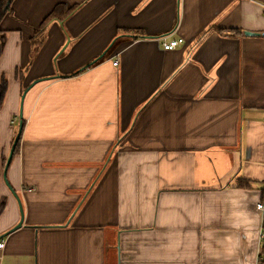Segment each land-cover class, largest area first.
<instances>
[{"label": "crops", "instance_id": "1", "mask_svg": "<svg viewBox=\"0 0 264 264\" xmlns=\"http://www.w3.org/2000/svg\"><path fill=\"white\" fill-rule=\"evenodd\" d=\"M0 29V264H255L264 0H13Z\"/></svg>", "mask_w": 264, "mask_h": 264}, {"label": "trees", "instance_id": "2", "mask_svg": "<svg viewBox=\"0 0 264 264\" xmlns=\"http://www.w3.org/2000/svg\"><path fill=\"white\" fill-rule=\"evenodd\" d=\"M12 2H13V0H0V23H1L2 19L6 16V14L11 10ZM75 10H76L75 7L73 9H67L63 5H57L54 8V10L44 19L40 28H38L36 30V33H35L36 37H35V40L32 42L33 45L35 47H37V49H39L44 44V41L46 38L45 31H46L48 25L50 23H52L53 21H59L60 23L64 22ZM219 33L224 37H236L237 35L240 34V32H238V31H228V33H225L223 31H219ZM7 34H8V30L0 29V59L2 57V53L4 51L6 41L8 38ZM204 36L205 35H203L202 37H204ZM202 39H200L199 42ZM33 57L34 56L31 57V61H32ZM79 73L75 74L74 76L78 75ZM7 90H8V82H7V78L4 77L1 79V82H0V111L4 107ZM22 124H23V128H24V121L22 122ZM20 141H21V138H20V140L16 146L13 159L18 153ZM13 159H12V161H13ZM6 162H7V159L5 157L1 158L0 182L2 180H4L3 172H4V167L6 165ZM237 186L240 188H247L248 184H247V182L240 179V181H238ZM6 205H7V198L1 197L0 198V217H1L2 213L4 212V210L6 209ZM263 229H264V218H263ZM260 256L262 258V264H264V241L262 242V245H261Z\"/></svg>", "mask_w": 264, "mask_h": 264}, {"label": "built area", "instance_id": "3", "mask_svg": "<svg viewBox=\"0 0 264 264\" xmlns=\"http://www.w3.org/2000/svg\"><path fill=\"white\" fill-rule=\"evenodd\" d=\"M185 44V40L183 38H178V39H173V40H161L160 41V46L164 51H172L177 49L180 46H183ZM118 60L114 62V66H118ZM34 188H28V191H33ZM256 210L260 213H262L263 218H264V196L263 199L256 205ZM259 247L256 251V258H255V264H262V258L260 256V250H261V245L262 242L264 241V229H263V222L262 226L259 231ZM5 247L4 241H0V250H3Z\"/></svg>", "mask_w": 264, "mask_h": 264}, {"label": "water", "instance_id": "4", "mask_svg": "<svg viewBox=\"0 0 264 264\" xmlns=\"http://www.w3.org/2000/svg\"><path fill=\"white\" fill-rule=\"evenodd\" d=\"M246 36H255V35H259V34H253V33H250V32H246L245 33ZM263 37H264V34H263ZM36 82H34L32 85H35ZM29 89V88H28ZM27 91V90H26ZM26 94V92H25ZM25 96V95H24ZM23 100H24V97H23ZM22 100V101H23ZM22 131H23V124L22 122L19 124V129H18V133L15 137V140L12 144V147H11V150H10V153L7 157V162H6V165L4 167V172H3V178H4V182L7 184V186L9 187L11 193L13 194V196L19 201V205H20V214H21V219H20V222L14 227L12 228L11 230H9L8 232H6L5 234H3L2 236H0V240H2L3 238L7 237L8 235L14 233L15 231L19 230L22 226H23V222H24V211H23V208H22V205H21V202H20V199L17 195V193L15 192V190L10 186V183L8 181V178H7V173H8V169L11 165V162H12V159H13V156H14V152H15V149H16V146L22 136Z\"/></svg>", "mask_w": 264, "mask_h": 264}, {"label": "rangeland", "instance_id": "5", "mask_svg": "<svg viewBox=\"0 0 264 264\" xmlns=\"http://www.w3.org/2000/svg\"><path fill=\"white\" fill-rule=\"evenodd\" d=\"M24 95H25V91L23 92V94H22V96H21V101H20V110H19V117H22V113H23V111H22V107H23V97H24ZM18 129H19V125H17L16 126V130H15V134H14V139H13V141H12V144H13V142H14V140H15V137H16V135H17V133H18ZM11 147H12V145H11ZM11 147L9 148V150L7 151V148H3V150H1L0 149V162H1V158H3V157H5L6 159H7V157H8V155H9V153H10V150H11ZM7 154H5V153ZM5 154V155H4ZM0 165H1V163H0ZM23 208V207H22ZM24 211V210H23Z\"/></svg>", "mask_w": 264, "mask_h": 264}]
</instances>
